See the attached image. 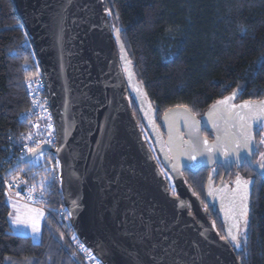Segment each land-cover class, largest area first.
<instances>
[{
	"label": "water",
	"instance_id": "water-1",
	"mask_svg": "<svg viewBox=\"0 0 264 264\" xmlns=\"http://www.w3.org/2000/svg\"><path fill=\"white\" fill-rule=\"evenodd\" d=\"M12 2L45 80L57 136L56 147L42 145L38 151H50L59 160L64 206L73 213L69 225L79 240L102 264H240L206 214L194 204L190 211L183 197L188 189L182 171H189L183 156L179 172L171 170L173 161L170 164L179 195L170 194L132 113L127 85L150 134L156 128V112L131 68V78L121 70L120 63H125L102 0ZM187 109L170 107L161 115L166 145L170 124L188 139ZM169 111L173 115L166 120ZM194 117L200 121L201 141L209 144H215L218 135L226 140V133L234 131H218L209 140L202 134L201 120ZM202 162L197 157L192 163ZM250 166L260 172L253 162Z\"/></svg>",
	"mask_w": 264,
	"mask_h": 264
},
{
	"label": "trees",
	"instance_id": "trees-1",
	"mask_svg": "<svg viewBox=\"0 0 264 264\" xmlns=\"http://www.w3.org/2000/svg\"><path fill=\"white\" fill-rule=\"evenodd\" d=\"M117 53L131 61L134 78L157 114L186 106L200 113L214 101L236 93L239 100L264 99V0H102ZM106 10H111L108 15ZM121 29L117 41L112 25ZM34 51L12 0H0V164L27 130L20 114L29 106L24 64ZM121 70L125 69L120 63ZM132 113L143 119L127 85ZM138 122V121H137ZM264 152V150H263ZM30 161V160H29ZM11 159L1 175L27 171L32 180L49 175L30 162ZM200 182V183H198ZM202 186L196 179L195 188ZM50 207H64L58 180L45 193ZM247 255L240 264H264V178L258 176L248 204ZM10 207L0 182V264H84L69 240L70 226L46 216L41 239L14 233ZM219 229L222 224L218 223ZM244 227V228H245ZM243 228V229H244ZM64 234L63 240L60 234ZM243 239V236H239Z\"/></svg>",
	"mask_w": 264,
	"mask_h": 264
},
{
	"label": "snow or ice",
	"instance_id": "snow-or-ice-1",
	"mask_svg": "<svg viewBox=\"0 0 264 264\" xmlns=\"http://www.w3.org/2000/svg\"><path fill=\"white\" fill-rule=\"evenodd\" d=\"M108 15H111V10H106ZM113 31L116 34L117 41L120 43L121 51L123 52V42L120 41V32L121 29L116 27L115 24L112 25ZM62 31V28H61ZM122 60L125 63V72H129L128 65L131 64L130 60L125 58V55H122ZM260 66L264 67V57L261 58ZM132 73L129 72V77L131 78ZM32 87L31 81L29 82V88ZM37 88H39V81H37ZM137 92H140V88H136ZM146 95V94H145ZM236 93L234 92L232 96L226 97L223 100H219L215 105L212 106V109L208 113L209 118L213 117L215 114L220 113L221 118L225 119L226 122H230L231 128L234 131L226 133V140H222L221 136H217V141L215 144H209L205 139L201 141L199 137L200 131V121H197L194 115H188V112H191L190 109H187L185 112V127L188 131V139L185 140L182 135H180V130L169 125V140L167 142L169 152L166 153V160H171V170L173 172H179V161L180 157L183 156L187 159L185 167L192 171L193 174L199 171L200 167L207 166L208 164H220L226 168H230L233 164L237 166H243L244 164L251 165V157L257 151V143L255 141V136L260 135L259 145H264V131H260L261 127H264V102L259 104L251 103L245 101L243 104L237 105L232 103L235 99ZM39 101L33 99V105H38ZM46 103V101L44 102ZM42 106V105H41ZM186 107V106H185ZM150 108V106H149ZM173 115L171 111L165 114V119L167 120L169 116ZM256 126L255 128L253 126ZM214 127H217L219 130V125L214 122ZM35 127H39L35 125ZM49 129L52 128L51 124L47 126ZM51 135V133H49ZM25 139L31 140L32 135L29 133ZM44 143L51 144L52 141L49 139L44 141ZM40 141H37L33 147H26L28 153H32L31 166L35 167L41 158H43V151L40 149ZM163 146L164 142L161 141ZM60 149H57L59 151ZM241 153H244L242 156ZM216 156V159H213V156ZM223 157V160H220L219 157ZM261 159L256 161V165L260 169H264V152L260 153ZM197 157H200L203 161L202 163L193 164V161L197 160ZM56 165H59V161H56ZM45 172L50 174L44 177H41L38 184H32L29 188L28 199H33V193L36 192L37 188L40 189V195L43 197L45 193L51 188L56 182L55 171L49 170L47 167L44 168ZM216 170L213 169V172ZM163 173L164 170L161 169ZM218 174V173H217ZM171 179L170 177H168ZM15 179V178H14ZM212 179V174H209V180ZM235 188L231 189L229 195H225L222 198L227 200L226 216L232 221L231 226L227 229V236L220 237L222 240L227 239L233 249L240 250L242 255H247V245L248 237L246 235V227L241 228V221L244 225L247 226V216H248V200H249V185L254 183L253 181L242 179L239 175L235 178ZM14 184H9V189L14 187ZM174 187V186H173ZM226 185H222L221 189L218 191H223L226 188ZM175 194V193H173ZM209 196L213 195V188L209 186L208 193ZM19 196V193H16ZM8 201H12V196H8ZM73 207H78L76 200L72 201ZM14 212H9L8 215L11 218V224L13 227L19 229L21 226L27 228L28 223L21 219L20 207L16 203L11 204ZM207 205L205 206V211H207ZM35 216L30 222L31 225V234L35 236L40 232V221L39 218L44 216L43 211L33 209ZM62 215L64 214L62 210ZM73 215L71 210L66 211V217H71ZM212 227H215V222H212ZM235 230V231H234ZM203 235V233H202ZM243 236V239L238 238ZM64 234H60V239L63 240ZM72 241H75L78 244L80 251L88 252L85 246L82 243H79L75 234L71 237ZM75 255V253H73ZM91 254L89 253V256ZM31 264V262H28Z\"/></svg>",
	"mask_w": 264,
	"mask_h": 264
},
{
	"label": "flooded vegetation",
	"instance_id": "flooded-vegetation-1",
	"mask_svg": "<svg viewBox=\"0 0 264 264\" xmlns=\"http://www.w3.org/2000/svg\"><path fill=\"white\" fill-rule=\"evenodd\" d=\"M130 88V87H129ZM131 90V89H130ZM228 97V96H227ZM226 98V97H225ZM223 98V99H225ZM221 99V98H220ZM220 99L214 101L209 106H207L204 110H202L200 113H193L195 116H197L201 122H202V134L203 136L207 137L209 140H213L217 136L218 131H222V133L227 132V129L231 128L230 122H226L225 119L221 118L220 113L215 114L213 117L209 118L208 113L212 109V106L215 105L217 101ZM221 99V100H223ZM245 101H249L251 103L259 104L258 100H239L235 97V99L232 101V103L240 105L243 104ZM163 114V113H162ZM157 119V114L154 118L156 123V128H153V134H150L147 128L146 123H148L145 119V117L142 115L143 119L139 117V121L141 122V132L143 135L144 140L148 144L155 162L157 163V166L159 170H164L162 173L163 178L165 179L169 192L172 196H178L179 191L175 185V182L173 180V177L171 175L170 171V164L171 160H166V153L169 152L168 146L164 143L163 146L161 144V141L164 142V139L166 138L165 131L163 129V126L161 124V115ZM137 118V117H136ZM214 122L219 125V130L217 127H214ZM256 127L255 125L253 126ZM260 131H264V127L260 128ZM152 133V132H151ZM221 133V134H222ZM184 134V132H183ZM184 139H186L185 136H183ZM260 135L257 134L255 136V141L257 143V151L252 156V162L255 166L256 161L261 159L260 153L264 150V145H259ZM258 167V166H257ZM213 169L216 171L213 172ZM212 174V179L209 180V174ZM218 173V174H217ZM239 175L242 179L253 181L254 183L249 185V200L248 204L253 192L254 184L258 176L264 178V169H260V172L253 169L249 164H244L243 166H237L236 164H233L228 170H225L223 166L220 164H214L210 167L201 168L199 171L195 172L193 174L190 171L184 170L182 171V176L184 179V183L187 186L188 192L184 194V199L191 211V206L194 204L196 209H200V214L203 216V214H206L208 220L212 223L215 222L214 230L216 231L217 235L219 237H226L227 236V229L231 226L232 221L226 216V208H227V200L223 199L222 197L225 195H229L231 189L235 188V178ZM170 177L171 179H169ZM201 180L202 186L200 188H195L196 185V179ZM200 183V182H198ZM213 188V195L209 196L208 189L209 186ZM222 185H226L227 187L223 189V191H218L221 189ZM174 186V187H173ZM175 193V194H173ZM207 205L208 210L205 211V206ZM218 223L222 224V228L219 229ZM245 227L243 221H241V228L243 229ZM235 231V230H234ZM239 238V237H238ZM228 241L227 239H224ZM229 242V241H228ZM231 245V243L229 242ZM232 247V245H231ZM233 248V247H232Z\"/></svg>",
	"mask_w": 264,
	"mask_h": 264
},
{
	"label": "built area",
	"instance_id": "built-area-1",
	"mask_svg": "<svg viewBox=\"0 0 264 264\" xmlns=\"http://www.w3.org/2000/svg\"><path fill=\"white\" fill-rule=\"evenodd\" d=\"M24 68L30 74V76L26 79V85L29 91V106L25 111L20 114V119L27 122V130L16 139L15 147L12 146L11 154H9L3 160V162L0 164L1 167L3 166V163L9 162L11 159L19 161L21 158L27 156L29 153L26 151L25 146L33 147L37 141L41 142L40 146L49 145L51 147H56L57 144V136L54 129V121L46 91V84L41 74L39 63L36 57L34 56L33 61L26 62L24 64ZM30 81L32 84L31 88H29ZM37 81H39V88H37ZM33 99L39 101L38 105H33ZM45 101L46 103H44ZM48 124H51L52 128L49 129L47 127ZM35 125H38L39 127H35ZM29 133H31L32 135L31 140L24 138ZM49 133H51V135H49ZM49 139L52 141L51 144L44 143V141H47ZM43 157V161L38 163L36 166L40 169H44L45 167H47L50 171L54 169L55 175L59 183L61 176V168L60 163L58 166L56 165V161L58 160L57 157L54 153L47 150L43 151ZM40 179L41 178L39 177L36 180H32L30 178V174H28L27 171H16L12 175L0 174V182L4 187L6 196L11 195L12 199L28 203L32 206H40L42 209L51 214V212H54L55 210L46 204L45 195L41 197L39 188H37L36 192L32 194L33 199H28L30 186L34 183L38 184ZM9 184H14L15 186L9 189ZM16 193H19V196H17ZM66 211L67 210L64 206L63 212L66 213ZM59 219L60 220L57 221L59 224L66 225V227L70 226L69 217H67V223L64 220V215H61ZM73 234H75V232L72 229V235ZM75 236L77 237L76 234ZM71 237L69 238L71 247L74 253L81 258L84 264H102L77 237L79 243H82L88 250L87 253L80 251L78 244L75 241H72ZM89 253L91 254L90 256Z\"/></svg>",
	"mask_w": 264,
	"mask_h": 264
},
{
	"label": "rangeland",
	"instance_id": "rangeland-1",
	"mask_svg": "<svg viewBox=\"0 0 264 264\" xmlns=\"http://www.w3.org/2000/svg\"><path fill=\"white\" fill-rule=\"evenodd\" d=\"M136 117H137V121H138V125H139V127L141 128V122L139 121V116H138V114L136 115ZM141 130H142V128H141ZM43 159H44V157L43 158H41L40 160H39V163L40 162H42L43 161ZM30 162V164H31V160L29 161ZM7 202H8V204H9V207H10V212H14V209L12 208V206H11V204L12 203H16L19 207H20V214H21V219L22 220H24L26 223H28V227L27 228H25V227H23V226H21L19 229H17V228H15V227H13V225L11 224V218L9 217V224H10V227H11V230L14 232V233H17V234H21V235H28V236H30L31 237V239L34 241V242H38V241H40V239H41V230H42V224L46 221L45 219H46V216L47 217H50L51 218V220L53 221V222H55L57 225H60L61 227H64V226H66V225H63V224H59L57 221H59L60 219V217H61V213H62V210H63V207H53V209L55 210L54 212H51V214H49L47 211H45L44 209H42L40 206H32V205H30V204H28V203H24V202H20V201H16V200H13L12 199V201L11 202H9L8 201V196H7ZM52 208V207H51ZM33 209H36V210H40V211H43V213H44V216L43 217H40L39 218V221H40V232L38 233V234H36L35 236H33L32 234H31V225H30V222H31V220L33 219V217L35 216V213L32 211ZM64 220H65V222L67 221V217H66V213L64 212ZM62 215V216H63ZM67 223V222H66ZM69 238L71 237V235H72V233H71V231H69ZM4 264H12V262H11V259H10V257H7L6 259H5V263Z\"/></svg>",
	"mask_w": 264,
	"mask_h": 264
},
{
	"label": "crops",
	"instance_id": "crops-1",
	"mask_svg": "<svg viewBox=\"0 0 264 264\" xmlns=\"http://www.w3.org/2000/svg\"><path fill=\"white\" fill-rule=\"evenodd\" d=\"M13 200H15V199H13ZM16 201H18V200H16Z\"/></svg>",
	"mask_w": 264,
	"mask_h": 264
},
{
	"label": "bare ground",
	"instance_id": "bare-ground-1",
	"mask_svg": "<svg viewBox=\"0 0 264 264\" xmlns=\"http://www.w3.org/2000/svg\"><path fill=\"white\" fill-rule=\"evenodd\" d=\"M27 34V33H26ZM33 49V48H32ZM35 54V53H34Z\"/></svg>",
	"mask_w": 264,
	"mask_h": 264
}]
</instances>
